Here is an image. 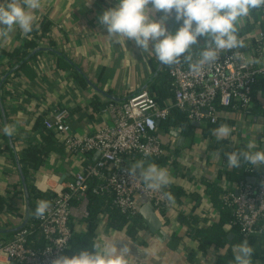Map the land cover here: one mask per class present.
<instances>
[{"label":"crops","instance_id":"1","mask_svg":"<svg viewBox=\"0 0 264 264\" xmlns=\"http://www.w3.org/2000/svg\"><path fill=\"white\" fill-rule=\"evenodd\" d=\"M4 2L6 0H0V3ZM117 3L118 0H42L41 8L35 10V29L44 31L36 48H52L61 52L64 57L41 51L30 59L26 71L20 70L21 65L16 70L18 72L9 76L2 85L1 100L8 126L14 127L11 138L19 160L27 148L42 144L40 135L44 129L43 122L52 118L56 112L68 110V124L72 133L81 137L88 136L113 124V113L109 108L111 104H121V100L149 89L150 80L157 70L153 71L158 61L155 55L143 52L133 40L121 38L117 42L115 38L108 36L106 28L99 23L98 17ZM162 15L163 13L156 14L157 17ZM175 24L173 16L168 23L171 31H174ZM30 35H22L17 28L6 39L0 38V80L9 71L7 64L13 65L16 61L5 54L23 50L22 45ZM51 44L55 47H51ZM36 48L31 49L29 54ZM66 58L78 66L83 74L68 63ZM83 75L96 88L120 101L105 97ZM253 107L259 108V111L250 118L239 112L221 111L219 125L225 124L232 129L225 141L217 140L213 135V130L218 128L215 126L208 136L203 135L200 131L203 129L197 127L195 128L199 130L193 132L192 136L183 135L180 128L168 132L159 131L158 127L165 154L160 162L162 164L154 158L148 163L168 169L170 184L164 190H180L179 197L170 208L162 214L155 211L167 237L152 233L147 227L140 230L133 240L125 230L111 228L107 217L101 215L96 240L99 238L126 245L129 264H215L217 255L223 249L212 248L203 255L198 250V241L187 235L189 225L182 222L181 217L189 220L193 218L196 221L190 224L201 229L220 223L222 214L214 204L211 186L225 190L235 187L220 176L227 159L226 153L235 147L246 148L247 143L252 140L255 141L257 150L264 149V90H258L254 94ZM4 127L0 109V200L8 201L0 213V229L11 230L23 223L26 200L14 154L7 135L3 132ZM172 131H178L184 137L182 145H178V139L171 134ZM57 142L58 150L49 154L37 171L30 169L29 172L30 177L34 178L30 184L42 192L57 193L65 189L86 163L98 158L97 154L69 153L60 138ZM6 145L9 146L14 161L10 153L3 151ZM241 167L242 163L239 168ZM220 200L221 197H218L217 204ZM139 204L143 206L145 202L141 200ZM80 207L79 203H73L71 228L74 232L84 231L87 225ZM12 236L13 234L0 233V240H7ZM173 236L181 238L175 248L171 247ZM189 249L196 253L191 261L188 260ZM1 261L7 263L4 256Z\"/></svg>","mask_w":264,"mask_h":264},{"label":"built area","instance_id":"2","mask_svg":"<svg viewBox=\"0 0 264 264\" xmlns=\"http://www.w3.org/2000/svg\"><path fill=\"white\" fill-rule=\"evenodd\" d=\"M260 9L264 16V8ZM196 58L198 55L193 56ZM168 71L174 88L172 103L161 106L150 91H140L124 103L111 104L113 124L92 135L73 134L66 109L44 120V128L62 140L67 152L98 154V158L86 163L73 181L47 203L44 216L37 217L45 246L29 247L28 238L33 230L23 229L10 239L0 240V264H53L63 256L73 236V203H79L82 215L88 216L85 205L92 181L96 182L93 192L109 194L112 205L124 215L138 213L143 199L161 214L170 208L172 204L168 203L164 189L145 191L142 182L131 179L126 170L137 160L160 158L165 154L157 122L166 120L173 109L185 112L190 123L206 122L215 127L220 126L222 110L252 117L254 87L257 77L264 74V33L258 30L254 42H244L241 50L221 52L215 64L199 76L190 72L183 57L179 64L168 66ZM144 152L150 155L145 157ZM247 171L254 174L255 166L249 165ZM249 177L255 178V184L241 182L224 196L225 204L233 210V224L239 226L245 237L259 235L264 229L259 226L264 216V172ZM2 256L7 263L1 261Z\"/></svg>","mask_w":264,"mask_h":264},{"label":"clouds","instance_id":"3","mask_svg":"<svg viewBox=\"0 0 264 264\" xmlns=\"http://www.w3.org/2000/svg\"><path fill=\"white\" fill-rule=\"evenodd\" d=\"M42 0H6L0 3V38H7L17 28L28 36L37 26L35 10L40 9ZM264 8V0H118L115 7L105 10L99 23L108 36L119 42L121 38L133 40L138 48L165 66L179 64L181 57L188 63L192 74L199 76L211 68L221 52L238 49L243 41L238 38L237 25L248 17L253 9ZM157 13H163L157 17ZM180 27L174 32L168 27L173 18ZM182 22V23H181ZM206 38L202 51L195 60L192 48ZM3 132L13 135L14 127L5 126ZM232 129L225 124L213 130L217 140H225ZM144 152V156H149ZM229 168L241 163L257 168L264 167V149L257 150L254 140L245 150L226 153ZM131 179H138L145 191L160 192L170 184L167 168L146 160H138L126 170ZM168 203L174 204L171 193H165ZM48 208L44 201H38L35 215L42 218ZM128 248L111 240L97 239L91 250H80L72 256H61L53 264H129ZM233 264H252L253 247L247 240L232 247Z\"/></svg>","mask_w":264,"mask_h":264},{"label":"trees","instance_id":"4","mask_svg":"<svg viewBox=\"0 0 264 264\" xmlns=\"http://www.w3.org/2000/svg\"><path fill=\"white\" fill-rule=\"evenodd\" d=\"M182 23V22H181ZM180 27V23H179ZM178 27V28H179ZM238 27V38L244 42L248 40H252L254 42L255 34L258 30L264 33V16L262 15L261 9H253L250 12L248 17L243 18V20L237 25ZM40 31V34H39ZM173 31V30H172ZM174 32V31H173ZM42 33H44L43 29L37 30L34 28V31L30 33L29 39H26L24 44L22 45L23 50H17L13 53H6L8 57L12 59H16L15 64L21 62L27 55H29V51L33 48H36L39 44V39L42 38ZM206 43V38L201 37L199 39V43L194 45L192 48V56H197L200 51L203 50ZM51 47H55L54 44H51ZM233 50H225V51H234ZM224 52V51H223ZM3 53V52H2ZM63 61V60H61ZM29 61L25 62L20 70L26 71L29 65ZM65 63V62H64ZM7 64V71L11 70L15 65ZM157 64L154 66L153 71L157 69ZM67 67L70 68L68 64L65 63ZM18 71H15L13 74H16ZM258 90H264V74L259 75L257 77V82L254 87V94ZM150 91L157 99L158 103L163 106L167 104L169 101H173L174 97V88L172 85V79L170 77L168 66H165L157 80L149 85ZM113 103V102H110ZM259 111V108L252 107L251 114L255 115ZM44 127V124H43ZM181 129V133L185 136L188 134L192 136L193 132L198 131L199 129L195 128L188 121L186 113L180 111L178 109H173L170 113V116L161 121L159 125L160 130L171 131L174 129ZM211 129H214L213 126L209 125V127L205 130H200L203 135L208 136L211 133ZM42 144L39 146L29 147L25 150V154L20 158V164L27 180L29 198H30V221L25 229H32L33 233L28 238V246L34 249H41L45 246V241L38 229L37 225V216L35 215V210L37 207L38 201H44L48 203L51 199L56 196V193L53 191L42 192L38 190L33 184H30L34 178L30 176V169L33 171H37L43 164L45 158L58 150L57 148V140L58 136L54 134L52 131H48L45 128L42 130L40 135ZM225 141V140H224ZM223 141V143H224ZM243 146L235 147L234 150H245ZM4 152L10 153L12 160L14 158L12 156V152L8 145L3 150ZM158 159L161 162L163 159ZM138 161V160H137ZM146 160V162H149ZM162 164V163H160ZM250 164H245L242 162V167L239 168H229L227 165V160L223 163V171L220 173V176L225 178L231 185L236 186L241 182H247L250 175H257L261 172H264V167H255L256 171L254 174H251L247 171L248 166ZM252 166V165H251ZM96 185L95 181L91 182V188L87 193V212L88 216L86 217V229L82 232H78L72 228L73 236L70 240V244L68 249L64 252L63 256H72L77 254L80 250H91L92 243L97 238V227L98 221L101 215H105L108 220V224L111 228L122 231L125 230L126 233L131 237V239H136L138 232L140 230L147 229L145 221L143 217L138 213L133 215H124L118 209H116L112 205V197L107 193H95L93 189ZM180 190L173 188L171 190H166L165 193H171L176 201L179 197ZM230 190L222 189L220 187L211 186V195L213 193L214 204L220 209L222 217L219 224L212 225L207 229L195 228L190 224V222H194L193 218L189 220L186 217H181V221L185 224L189 225V230L187 235L198 241L199 246L198 250L204 255L207 253L209 249L222 250L221 254L217 255V260L215 264H233V253L232 247L235 244H239L244 240H247L249 244L253 247L254 253L252 257V264H264V229L263 232L256 236H248L245 237L239 228V226L234 225V215L231 207L227 206L224 202V196ZM23 193V191H22ZM216 196V197H215ZM218 197H221L220 202H218ZM8 204V201L0 200V213H2L4 205ZM165 211H162L164 213ZM228 227H226V226ZM259 226L264 227V216L261 218L259 222ZM232 235V237H231ZM181 238L178 236H173L171 241V247L175 248V246L180 242ZM188 260H192L196 253L193 250H188Z\"/></svg>","mask_w":264,"mask_h":264},{"label":"water","instance_id":"5","mask_svg":"<svg viewBox=\"0 0 264 264\" xmlns=\"http://www.w3.org/2000/svg\"><path fill=\"white\" fill-rule=\"evenodd\" d=\"M179 27V23L176 22L175 27H174V31L177 30ZM242 46H240L238 48V50H241ZM41 51H49L52 53L57 54L58 56H63V54L61 52H59L58 50L52 49V48H45V47H38L36 49H34L29 55H27L18 65H16L15 67H13L11 70H9L0 80V93H1V88L3 83L6 81V79L11 76L21 65H23L25 62H27L28 60H30L33 56H35L37 53L41 52ZM67 62L70 63L74 68H76V70L83 74V72L81 71V69L76 66L74 63H72L70 60H68L66 58ZM165 65H162L161 63L158 65V68L153 76V78L150 80L149 85L157 78V76L159 75V73L161 72V70L163 69ZM85 80L94 87V89H96L98 92H100L101 94H103L105 97H107L108 99L112 100V101H120L118 98L113 97L111 95L106 94L105 92H103L102 90H100L99 88H96L93 84H91V82L89 81V79L87 78V76L83 75ZM129 98L127 99H123L121 100L122 103H124L125 101H127ZM0 109H1V113H2V117H3V121H4V125L8 126V122H7V117L5 114V110L2 104V100H1V94H0ZM160 121L157 122V126L159 127L160 125ZM192 126L197 127V128H201V129H206L208 127V124L206 122H192L191 123ZM171 134L176 137L178 139V145H182L183 141H184V137L180 134V132L178 131H172ZM7 139H8V144L12 149V152L14 154L15 160H16V164L18 166L19 172H20V176H21V182L23 185V190H24V194H25V200H26V214H25V218L23 220V223L18 226L17 228L11 229V230H2L0 229V233L3 234H15L23 229L26 228V226L29 224L30 221V198H29V191H28V185H27V181L25 178V175L23 173L21 164H20V160L18 158L17 152L15 150V146L13 143V140L11 138V136L7 135ZM264 147V144H263ZM98 156V154H97ZM249 183L255 184V178L249 177L248 179ZM143 201L145 202V204L143 206H140L138 208L139 210V214L143 217L146 226L149 228V230L152 233L155 234H159L161 235V237H167L164 230L162 229V222L159 220L155 210H154V206L152 205L151 202L147 201L146 199H143ZM11 264H15L14 262H12Z\"/></svg>","mask_w":264,"mask_h":264}]
</instances>
